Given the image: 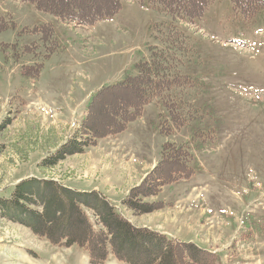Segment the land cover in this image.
Returning <instances> with one entry per match:
<instances>
[{"label":"rangeland","instance_id":"obj_1","mask_svg":"<svg viewBox=\"0 0 264 264\" xmlns=\"http://www.w3.org/2000/svg\"><path fill=\"white\" fill-rule=\"evenodd\" d=\"M78 1L82 11L102 2ZM105 4L111 3L105 0ZM0 17H10L16 25V30L0 33V206L2 200L11 198L16 185L27 179L50 180L79 192L98 190L135 227L167 232L172 237L164 235L174 242L186 244L188 254L195 258L191 264H209L211 257V264H264L262 9L244 17L231 0H212L199 19L184 21L166 15L147 0H127L117 14L88 26L74 20L59 21L21 0H0ZM44 22L57 32L59 51L43 61L44 50L38 44V56L22 55L21 47L35 44L37 37L24 34L17 38V32ZM172 31L179 32L183 41L170 47L164 40ZM3 44H17V48L9 46L5 51ZM150 48L174 55L177 63L170 72L176 68L180 76L190 80L187 88H173L166 100L174 104L173 114L183 121L180 128L169 119L171 110L153 101L123 132L91 141L92 136L85 139L82 125L86 110L56 112L53 101L69 102L122 81L134 72L139 60H149ZM35 58L43 61L39 76L26 77V67L36 62ZM122 66L128 70L121 77ZM102 101L97 107H111ZM120 102L115 96L116 111L123 110ZM94 108L92 117H96ZM111 119L108 117L103 127L94 121L99 129L95 134H101L100 129L110 125ZM167 119L170 131L166 133L170 135L161 136L159 123ZM86 126L93 129L89 122ZM73 141L79 142L77 153L65 155L51 168H40L42 159ZM166 142L185 148L190 156L185 164L191 175L184 179L170 176V182L156 195L146 192V186L136 189L159 164ZM155 159L157 164L149 170ZM168 166L178 167L176 163ZM34 190L36 201L38 196L51 201L57 194L40 186ZM139 190L148 196L136 199L134 193L132 200L159 202L160 208L148 211L135 207L132 211L120 203L126 193ZM59 199L62 203L65 200ZM84 200L94 204L89 196ZM81 209L97 234L101 227L94 211L84 206ZM3 212L0 207V264H129L112 254L104 262L97 259L96 255L102 254L99 245L103 234L88 237L93 248L98 244V249L90 248L95 255L91 257L92 252L89 255L77 245H65L64 241L52 244L36 235L28 226H38L23 214L17 218L12 210L4 212L12 213L9 216ZM107 225L118 248L112 223ZM56 226L60 231L53 234L54 239L81 229L74 216L71 226H65L64 221ZM135 243L126 247L125 255L144 264L145 251L150 249ZM147 244L154 245L153 240ZM181 251L176 249L175 264H184Z\"/></svg>","mask_w":264,"mask_h":264},{"label":"trees","instance_id":"obj_2","mask_svg":"<svg viewBox=\"0 0 264 264\" xmlns=\"http://www.w3.org/2000/svg\"><path fill=\"white\" fill-rule=\"evenodd\" d=\"M21 1L31 4L35 10L44 14H49L59 21L74 20L81 24L91 26L97 21L108 19L117 14L121 9L122 2L127 0H109L111 3L110 6L105 4V0H101L102 2L100 4L98 3L96 7H91V9L85 7L83 11L81 7L77 6L80 5L78 0ZM134 1L140 2L142 0ZM147 1L152 6L157 7L160 11L174 19L177 18L184 21H194V19H199L203 15L204 11L212 0ZM231 2L234 6V9L244 17L251 16L257 10L262 9V11H264V0H231ZM8 30H16L15 23L10 17H0V33ZM24 34L36 36L37 42L35 44L33 43L31 46L23 45L20 51L22 55H32L33 58L35 55L38 56L35 49H37L39 44V46H41V48L44 50V54L42 55L44 61L49 59L51 55L58 52L60 49L51 24L43 23L36 25L31 29L23 28L21 31H18L16 35L17 38H19ZM175 34L177 35V40L174 38ZM181 39L182 37L179 32L172 31L171 34L164 40V44H168L170 47H173L174 44ZM9 46L11 45L3 44L2 48L3 50L7 51L10 48ZM11 47L17 48V44H13ZM149 55L150 58L148 61L139 60L134 65V72L126 74L122 81L103 86L89 97L85 107L86 116L82 121V125L85 127L83 130L87 134L85 139L89 140L92 136L91 141H93L94 138L100 139L123 132L129 123L134 122L136 119L142 116L144 107L153 101L160 102L165 109L171 110L172 114L169 119L171 122L173 121L175 123L173 125L176 128H180L182 126L183 121L181 120L180 116L173 114V111L175 110L174 104H169L166 102V100L173 88H187L190 80L186 77L180 76L176 68H173L172 72H170L172 65L177 63V59L174 55L168 54L169 56H167L164 54V52L158 51L156 48H150ZM37 58L34 59L36 62H34L31 66L26 67V77L38 78L43 67V61L39 62ZM123 90L128 92L130 90V94L132 90L134 92H132V94L126 99L119 96V93ZM108 92L114 95V97L117 93L116 98L119 99V102L122 101L120 104L122 105L121 108L123 110L119 109L116 111V108L114 107V100L112 103L102 101L104 102V106L111 105V107L107 106V109H104L105 107H103L104 112H107L109 119L110 117L112 118L111 124L104 127L106 129L105 133L95 134L97 129L94 127V119L93 123L91 120L93 114L92 108L94 105L97 106V103L102 100L101 96ZM93 117L95 116L93 115ZM88 122L91 124V126H93L94 129L86 126V123ZM169 125L170 123L168 119L159 123L161 136L170 135L169 133H166L167 131H170ZM69 144L66 143L61 145L60 148L53 154L42 159L40 162V168H51L58 160L63 159L65 155H72L79 151V142L73 141ZM160 157L161 159L158 162L159 164H157L153 170L146 175L145 179L138 187H136V189H141L142 187L146 186L144 187V189L146 188L145 190H147L146 192H148L150 195H156L161 191L162 187L166 186L164 184L170 182V176L177 179H184L191 175V171L187 169L185 164L189 161L190 156L184 147L175 146L174 144L166 142L162 145ZM171 163H176V166L178 167L169 169L171 166H168V164ZM162 167L165 168V170L162 171ZM148 181L151 182V185L149 186L146 185V182ZM32 185L34 186L31 187ZM36 186H40L42 189L44 188L54 190L57 194L54 195L52 198L53 200L51 201H47L45 197L41 199L40 196L37 197L38 200L36 201L33 199V197H35L34 188ZM146 192H142V190L141 192L140 190L133 193L130 192L121 201V204L125 207H128L132 211H135L136 208H138V210L140 209L148 211L154 210L155 206H159L160 208L159 202L141 204L140 202L135 201L138 198H143H141L140 195L147 197L148 195H146ZM134 193H137V198L134 199V197L132 200L131 198ZM87 196L91 197V201H93L94 204L86 203L87 201L84 200V198ZM60 197L65 198L63 203L60 202ZM135 202L137 203L136 206L133 204ZM32 206H36L35 208L37 209L32 210L30 208ZM81 206L94 211L95 216H97V223L101 227L97 234L93 231L90 221L84 211L81 209ZM0 207L4 212L12 210L13 214L16 213L17 218L18 216L20 217V214H23L27 220H31L36 223V226H38L37 228L30 224L28 227L31 230H35L36 235L47 238L52 244H60L61 241H64L65 245H77L78 247L85 249L87 252H89V255L92 252L90 248H92V250L94 248L98 249V244L93 248L91 243L89 245L88 237L90 235L97 236L99 234H103L104 240L102 241L101 245H99V247L102 248V254L96 255L98 256L97 259L100 262H104L108 258V255L112 254L118 260H122L129 264H137L136 261L127 258L125 255L127 253L126 247L135 245V242H139L140 244L143 243L144 246H147L150 249L145 251L147 257L145 256L146 258L143 260L144 264H175V260L178 257L176 249H182L181 254L184 253L182 255V261L184 264L187 262H190V264L195 262V258L188 254L189 250L188 247H186V244H178L179 242L176 243L172 240V238L156 231L146 228L134 227L113 207L110 206L109 202L102 194L94 191L90 193L79 192L69 188H64L50 180L27 179L20 181L16 185L11 198L8 200H2V205ZM12 213L7 214L6 212L4 214L5 216H9L12 215ZM73 216L74 221H76V223H80L81 229L78 228L77 232L74 231V233H71V236L65 235L54 239L53 234L57 231H60V228L56 226V222L64 221L65 226L69 227V225L71 226V218ZM109 222L112 223L113 228L111 229L116 233V238L119 240L118 248H116L115 244L113 243L114 234L110 230V226L107 225ZM70 230L72 231L73 229L70 228ZM151 239L153 240L154 245L151 244L148 246L147 241L150 242ZM126 242H128V244H126ZM193 249L197 251L195 246ZM201 254L204 253L201 251ZM204 255L211 257L210 254ZM90 256L95 257L93 252ZM188 256L191 258L190 261L186 260ZM212 260L213 258L211 257L209 264L213 262Z\"/></svg>","mask_w":264,"mask_h":264},{"label":"crops","instance_id":"obj_3","mask_svg":"<svg viewBox=\"0 0 264 264\" xmlns=\"http://www.w3.org/2000/svg\"><path fill=\"white\" fill-rule=\"evenodd\" d=\"M48 23H51L50 21H47ZM47 22H44V23H47ZM41 24H43V23H41ZM54 33H56V37H57V32L55 31V29H54ZM57 39H58V37H57ZM58 42H59V39H58ZM125 70H128L127 68H125V67H123L122 66V69H121V71H120V74H121V77L123 76V74H124V72H125ZM120 77V78H121ZM121 80V79H120ZM99 89V88H98ZM98 89H96L95 91H97ZM95 91H93L92 93H87L84 97H81V98H77V99H75V100H71V101H69V102H66V101H53L52 103H53V105H54V108H55V110H56V112H58V113H83V112H85V107H86V103H87V101H88V99H89V97L95 92ZM157 164V161H156V159L153 161V163L149 166L150 167V169L149 170H151L155 165ZM164 189V187H162L161 188V191L160 192H162V190ZM76 191H80V190H76ZM94 192H97V193H100V194H102L100 191H98V190H93ZM83 192V191H82ZM128 193H126L125 195H124V197L127 195ZM103 195V194H102ZM105 198H106V200L109 202V204H110V206L111 207H113L116 211H117V206H114L112 203H111V201L105 196V195H103ZM123 197V198H124ZM123 198L120 200V203H121V201L123 200ZM118 212V211H117ZM120 215H121V213L120 212H118ZM124 219H126L131 225H133L134 226V224H132L127 218H125L123 215H121ZM135 227V226H134ZM139 228V227H138ZM149 230H152L151 228L149 229ZM153 231V230H152ZM158 233H161V234H166L167 236H170L169 235V233H167V232H161V231H159V230H156ZM170 237H172V236H170Z\"/></svg>","mask_w":264,"mask_h":264},{"label":"bare ground","instance_id":"obj_4","mask_svg":"<svg viewBox=\"0 0 264 264\" xmlns=\"http://www.w3.org/2000/svg\"><path fill=\"white\" fill-rule=\"evenodd\" d=\"M115 90V89H114ZM129 92H130V90H129ZM128 91H126V90H123V91H121L120 93H119V96H121L122 98H126L127 99V97H129L131 94H132V92H134L133 90L131 91V94L129 93ZM116 95H117V93H116ZM115 95V96H116ZM102 97V100H104V101H106V102H113V100H114V95H112V94H110L109 92L108 93H106V94H104V95H102L101 96ZM125 99V100H126ZM101 100V101H102ZM97 102V101H96ZM104 103V102H103ZM106 104V103H105ZM94 107H95V105H94ZM93 107V108H94ZM97 107V106H96ZM102 107V106H101ZM96 111V113H95V115H96V117L94 118V121H95V123H97V125L98 126H101V124H103L105 121H107V119H108V114H107V112H104V110L103 109H100V107H97V109L96 108H94ZM112 110H113V108H112ZM110 111V110H109ZM114 111V110H113ZM93 118V117H92ZM110 121V120H109ZM108 121V122H109ZM94 123V124H95ZM108 124V123H107ZM97 125H95L96 126V129H97V131H98V128H97ZM116 125V124H115ZM115 125H114V127H115ZM101 127H103V126H101ZM117 127V126H116ZM94 129V128H93ZM106 129L105 128H102V129H100V132H101V134H103V133H105L106 131H105ZM98 134V133H97ZM165 167H167V166H165Z\"/></svg>","mask_w":264,"mask_h":264}]
</instances>
